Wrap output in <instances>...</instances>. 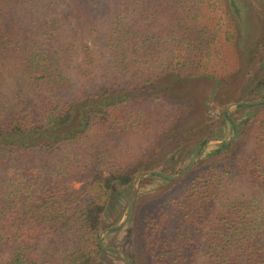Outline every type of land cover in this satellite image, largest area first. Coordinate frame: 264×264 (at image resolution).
I'll use <instances>...</instances> for the list:
<instances>
[{
    "label": "trees",
    "instance_id": "1",
    "mask_svg": "<svg viewBox=\"0 0 264 264\" xmlns=\"http://www.w3.org/2000/svg\"><path fill=\"white\" fill-rule=\"evenodd\" d=\"M0 52L34 95L0 98V260L108 264L100 235L135 177L238 129L181 179H145L114 246L132 264H198L202 245L203 264H264V104L212 120L193 86L259 99L264 0H0Z\"/></svg>",
    "mask_w": 264,
    "mask_h": 264
},
{
    "label": "rangeland",
    "instance_id": "2",
    "mask_svg": "<svg viewBox=\"0 0 264 264\" xmlns=\"http://www.w3.org/2000/svg\"><path fill=\"white\" fill-rule=\"evenodd\" d=\"M154 1L155 0H151V3H153ZM239 19H241L238 22L239 25H241V27L243 29H245V26H246L245 25V9L241 12ZM244 32H245V30H244ZM88 42L91 45V47L94 48L96 51L99 50L98 47H95V44L93 42L92 37H90ZM0 78L2 81V86L0 89V98H1L3 103H5L6 105L14 106L15 108H17L19 110H22L27 105L34 102L33 93L27 88L25 83L19 78V76L16 74V72L12 69L9 62L6 60V55H4L2 52H0ZM237 80H236V82H237ZM224 83H222V84L224 85ZM220 84L221 83H218V82L217 83L211 82L208 79H199L193 83V86L196 89V111L197 110H200V111L204 110L206 116L212 120L218 119V117L222 114V112L226 111V109L231 104L238 103L235 101H231L230 103H228L226 105L225 104L227 102L226 98L223 97L221 99H216V97H214L213 94L216 93V89H219L223 86L222 84L221 85ZM262 85H264V84H262ZM258 90H259V92L256 93V97H254V98H259L257 100L264 99V86L258 88ZM257 100H252V101H257ZM252 101L246 100V101H242V102H252ZM235 108L236 107H233L231 109V116H232V111ZM245 116H246V118L250 117V115L248 113L245 114ZM232 118H233V116H232ZM234 136L231 135L229 137H226V139H224V140L231 139ZM220 143H221L220 141L211 142L208 145V147L205 149V152L202 156H204L206 154V152L209 151L212 147H214ZM197 155L198 154H196V156ZM196 156H194L193 159ZM199 159L197 160V162L199 161ZM185 164L187 165V159L183 158L182 161H180V166H177V167H183V165H185ZM188 165L182 171H184L188 167ZM158 171H160V170H158ZM181 172H179V173H181ZM163 173H166L168 175H177V174H172L170 171L169 172H163ZM149 177L150 176H147L140 181L139 187H138L137 197H138L139 193L142 191V182ZM153 185L156 186L157 183H154ZM78 186L79 185H76V187H78ZM147 188L149 189L150 186H148ZM130 193H132V188H131ZM124 199H125L124 196H121V195L118 196V198L115 200V204H116L115 208L116 209L121 207V205L124 202ZM124 226H125V224L119 230H121ZM127 236H128V232L126 229H122L119 233L118 232L113 233V234L112 233H106L104 236V245H105V247L116 248L120 252L126 254L124 251H122L121 249L114 246V242H116V244H119L122 241H125V240L127 241ZM203 253H204V245L201 246V249L199 252L198 264L204 263ZM9 259H10V255L8 253H4L1 257L0 264H5ZM105 259H106L108 264H124L123 261H125L124 257L121 255V253H117L114 251L110 252L108 255V258L106 257Z\"/></svg>",
    "mask_w": 264,
    "mask_h": 264
},
{
    "label": "water",
    "instance_id": "3",
    "mask_svg": "<svg viewBox=\"0 0 264 264\" xmlns=\"http://www.w3.org/2000/svg\"><path fill=\"white\" fill-rule=\"evenodd\" d=\"M262 104H264V99H260V100L252 101V102H238V103H234V104H231L226 109V114L228 115V117L231 118V120L234 121V119L231 116V109L233 107L253 106V105H262ZM238 136H239V130L237 129L236 134H235L234 137H232L231 139L219 140V141L220 142H224L226 145H228V144L232 143L233 141H235L238 138ZM215 141L216 140H214V139H210L209 141H207V143L204 145V147L202 148L200 153L192 160V162L188 165V167L184 171H182L181 173H179L177 175H168V174L163 173V172L158 171V170H151V171H147V172L141 173L138 176H136L135 179L133 180V183H132L133 187H132L131 198H130V202H129V205L127 207V210H126V213H125L124 217L122 218V220L118 224L110 226L109 228L105 229L100 235L101 247H102L103 251L107 252V253H110L112 251L117 252V253H121V255L124 257L126 263L127 264H132L126 254L120 252L116 248L105 247V245H104V236H105L106 233H111L113 231L119 230L124 224H126L128 218L130 216L132 207H133V205H134V203L136 201V198H137L138 187H139L140 181L143 178L147 177V176H153V175H158V176H160V177H162L164 179H168L170 181H175V180L180 179L181 177H183L186 173H188L195 166L197 160L200 157H202V155L204 154L205 149L208 147V145L211 142H215Z\"/></svg>",
    "mask_w": 264,
    "mask_h": 264
}]
</instances>
